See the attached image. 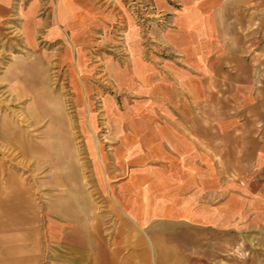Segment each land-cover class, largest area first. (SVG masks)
Masks as SVG:
<instances>
[{
	"label": "crops",
	"instance_id": "obj_1",
	"mask_svg": "<svg viewBox=\"0 0 264 264\" xmlns=\"http://www.w3.org/2000/svg\"><path fill=\"white\" fill-rule=\"evenodd\" d=\"M19 2L0 0V42L9 16L21 27L32 23L35 31L34 4L21 9ZM243 2L178 0L171 9L155 0L159 11L170 14V28L157 42L162 52L149 45L146 53L128 15L99 17L110 30L121 23L124 28L126 57L123 67L108 61L110 84L146 113L105 120L108 150L100 162L109 187L108 198L100 199L112 225L102 240L106 216L93 212V231L86 232L91 242L79 243L75 264H207L213 232L225 228L228 215L239 214H229L224 198H264V42L253 38L264 28H252L258 12L247 13ZM56 199L55 218L64 221L68 198ZM215 201L220 205L213 207ZM183 229L204 235L205 242H182ZM60 233L61 256L48 264H74L68 229ZM1 249L11 257L3 252L0 264L30 261L12 255L21 252L19 245Z\"/></svg>",
	"mask_w": 264,
	"mask_h": 264
},
{
	"label": "rangeland",
	"instance_id": "obj_2",
	"mask_svg": "<svg viewBox=\"0 0 264 264\" xmlns=\"http://www.w3.org/2000/svg\"><path fill=\"white\" fill-rule=\"evenodd\" d=\"M157 1L179 7L178 0ZM30 3L35 31L32 23L21 27L9 16L0 42V254L4 245H19L21 252H13L14 257L48 264L60 258V231L67 228L69 260L75 264L79 243L91 242L86 232L93 231V212L106 216L102 240L107 241L112 225L100 199L108 198L109 184L100 162L108 150L105 120L146 113L110 84L108 61L123 67L126 57L124 28L121 23L110 30L99 17L115 11L118 17L128 15L140 28L148 53L149 45L165 51L157 42L170 28V14L159 11L155 0H20L19 6ZM240 5L247 13L258 12L252 28L261 24L263 29L264 0ZM61 12H68V20ZM261 33L253 36L257 42H264ZM56 198H68L64 221L55 218L60 209ZM223 204L229 214H239L228 215L225 228L213 232L206 263L264 264V198H224ZM86 211L90 218L84 219ZM179 234L182 242H205L204 235L184 229ZM151 241L150 248L155 247Z\"/></svg>",
	"mask_w": 264,
	"mask_h": 264
}]
</instances>
